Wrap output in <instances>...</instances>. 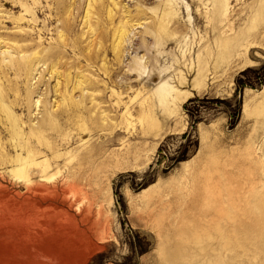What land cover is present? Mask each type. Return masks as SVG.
<instances>
[{"label": "rangeland", "instance_id": "obj_1", "mask_svg": "<svg viewBox=\"0 0 264 264\" xmlns=\"http://www.w3.org/2000/svg\"><path fill=\"white\" fill-rule=\"evenodd\" d=\"M0 65V264H264L262 0H0Z\"/></svg>", "mask_w": 264, "mask_h": 264}, {"label": "bare ground", "instance_id": "obj_2", "mask_svg": "<svg viewBox=\"0 0 264 264\" xmlns=\"http://www.w3.org/2000/svg\"><path fill=\"white\" fill-rule=\"evenodd\" d=\"M262 4H263V6H264V0H262ZM16 66H17V68H16V70L19 72V70L21 69V63H17L16 64ZM4 68L5 69V67L4 66H2V65H0V70H1V68ZM16 71V72H17ZM21 72V71H20ZM175 92V89H174V87H172V86H169V85H167V83L166 84H163L162 86H160V87H158L157 88V90H156V95L158 96V98H159V101L164 105L165 103H169L170 102V100H172V102H176V101H178V100H174L173 98V93ZM172 97V98H171ZM20 157V156H19ZM18 157V158H19ZM20 160H21V157L19 158ZM15 161H17V160H15Z\"/></svg>", "mask_w": 264, "mask_h": 264}]
</instances>
